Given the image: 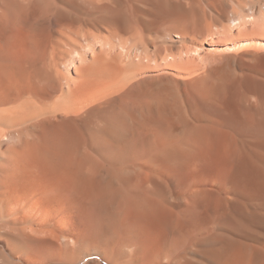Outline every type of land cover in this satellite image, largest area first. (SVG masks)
I'll list each match as a JSON object with an SVG mask.
<instances>
[{"label": "bare ground", "instance_id": "6f19581e", "mask_svg": "<svg viewBox=\"0 0 264 264\" xmlns=\"http://www.w3.org/2000/svg\"><path fill=\"white\" fill-rule=\"evenodd\" d=\"M226 1L0 0V264H264V0Z\"/></svg>", "mask_w": 264, "mask_h": 264}, {"label": "rangeland", "instance_id": "374dc122", "mask_svg": "<svg viewBox=\"0 0 264 264\" xmlns=\"http://www.w3.org/2000/svg\"><path fill=\"white\" fill-rule=\"evenodd\" d=\"M163 2L159 5V7L161 8H159L158 7V5H157V3H155V4H150V5H156L155 7H152V6H150V7H152L153 8V10H154V12L157 14V12L156 11H158V15L159 16H161V15H163V16H165V18H163V21L166 23V24H164L165 26L167 25H173V24H175V23H177V22H180V23H183V22H185L191 15V12H194V11H196L197 9H198V7H196V6H193V4H190L191 3V0H166L167 2L165 3V0H162ZM172 1H173V3H172ZM184 1V2H183ZM258 1L259 0H235V1H231V0H227L226 1V4H224L223 6H220L219 8H217V11H215L216 12V14H215V16H216V18H219L218 16H221V15H223V13H225V12H227V13H229V15H231V16H235V17H237V16H239V14H245V11L246 12H250L251 11V8L252 7H254L255 6V4H257L258 3ZM172 4H171V3ZM188 3V4H187ZM169 4V5H168ZM190 4V5H189ZM166 5V6H165ZM192 6V7H191ZM187 7V8H186ZM156 8H158V10L156 9ZM182 8V9H181ZM192 9V10H191ZM160 12V13H159ZM189 15V16H188ZM27 17V16H26ZM167 18V19H166ZM177 18H180V19H177ZM183 18H184V21H181V19L183 20ZM186 18V19H185ZM25 22H26V19L24 20ZM168 21H170V22H168ZM25 22H23V24H25ZM210 22V21H209ZM207 23V21L206 22H204V25H207L206 24ZM252 25H254V23H248V26L249 27H251ZM247 26V27H248ZM246 27V29H249V31H248V33L246 32H244L243 30L245 29H243V30H241V29H239V27L238 26H235V25H233V28H235V29H233V31H232V34L233 35H235L234 33H236L237 35H235V36H238V33H239V31H243V33H245L246 35V37L247 36H249V35H251V31H252V29L250 30V28L248 27L247 28ZM252 27H254V26H252ZM245 29V30H246ZM236 30V31H235ZM239 30V31H238ZM238 32V33H237ZM172 33H175V34H177L178 35V32H176V30H172ZM203 33H205V34H203ZM243 33H241V35L243 34ZM173 35V38L174 39H179L178 37H176V35ZM219 35V39H218V35ZM199 35V37H200V39L201 40H204V38L203 37H205V39L207 40V42H210V40L212 41V38H213V40H216V38L218 39V40H216V42L217 41H223L224 42V40L223 39H225V40H227L226 41V43L227 42H229L230 41V39L232 38V37H226L225 35H223V34H221V35H223V36H221L220 35V33H214V35L215 36H212V37H210V38H208V34H207V32L204 30L202 33H200V34H198ZM257 36H259V33H257L256 34ZM225 36V37H224ZM234 36V37H235ZM223 37V38H222ZM243 37V36H242ZM203 38V39H202ZM249 38H251L248 42L249 43H245L243 46H246L245 48L246 49H244L245 51H243V52H246V51H249L248 49H250V52L247 54V52L245 53V54H247L248 56H249V58H251V64L253 65H255V66H257V67H262V68H264V57H262L261 59H258V60H256L255 58H253V56H254V53H260V54H264V43L263 44H261V43H258V42H256L255 40H257V39H259V38H256L255 36L254 37H249ZM228 39H229V41H228ZM185 40H186V44H188V45H191L192 44V42L189 40V42H188V39H186L185 38ZM253 40V41H252ZM252 41V42H251ZM262 41H264V40H262ZM253 44V46H254V50L252 49L251 50V48L253 47L252 45L250 46V45H246V44ZM254 43H256L255 45H254ZM261 46H260V45ZM257 45H259L258 46V48H257ZM192 46V45H191ZM257 48V49H256ZM261 48V49H260ZM206 50V49H205ZM260 50V51H259ZM244 54V53H243ZM253 54V55H252ZM255 59V60H254ZM46 174H47V176H46ZM50 174V176H48ZM46 179H47V181L49 180V184H52L54 181H53V179H54V175L52 174V172L50 171V170H46L43 174H42ZM50 178V179H49ZM27 182V181H29V182H27L26 184H27V186H29L30 185V176H25V178L23 179H20V183H24V182ZM73 202L70 204H68L67 205V210L71 213V215H72V217L74 218V220H75V222H77V223H79V221H81V216H80V210H81V207L78 205V202L75 200H72ZM71 205L74 207H71ZM72 209H74V210H72ZM75 214V215H74ZM78 214V215H77ZM79 218V219H78Z\"/></svg>", "mask_w": 264, "mask_h": 264}]
</instances>
